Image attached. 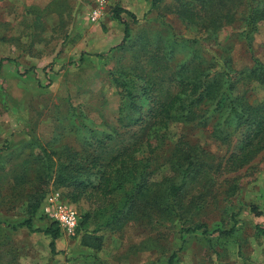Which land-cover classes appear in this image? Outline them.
Wrapping results in <instances>:
<instances>
[{
    "label": "rangeland",
    "instance_id": "374dc122",
    "mask_svg": "<svg viewBox=\"0 0 264 264\" xmlns=\"http://www.w3.org/2000/svg\"><path fill=\"white\" fill-rule=\"evenodd\" d=\"M172 5L173 0H0V59L10 58L0 71V264H168L175 252L174 264H264V233L259 230L264 229V151L237 172L214 173L188 186L186 201L196 194L200 209L185 226L207 223L210 231L235 227L228 237L211 234L210 241L201 230L182 236L183 224L145 218L100 225L106 217L100 220L99 203L70 202L71 189L52 182L44 186L34 228L46 229L54 222L45 204L59 191L80 214L76 234L61 229L53 252L51 236L43 230L12 228L29 214L33 188L17 187L16 178L24 173L23 165L31 166L33 158L42 155L35 141L58 156L65 146L80 149L86 139L121 127L123 98L112 75L120 67L137 66L134 51L143 55L148 48L143 36L159 38L164 45L197 40L177 46V62L196 56L219 67L229 54L242 69L254 65V56L264 61V22H259L250 48L240 35V22L221 26L218 39L209 40L206 33L188 28ZM116 8L137 16L134 23L122 13L132 27L129 47H119L124 24L114 18ZM239 90L247 91L252 102L264 97V88L253 83H241ZM168 132L171 142L183 133L205 147L215 163L229 155L231 147L210 127L172 121ZM240 136L234 137L235 143ZM252 205L262 215L255 214Z\"/></svg>",
    "mask_w": 264,
    "mask_h": 264
},
{
    "label": "trees",
    "instance_id": "16d2710c",
    "mask_svg": "<svg viewBox=\"0 0 264 264\" xmlns=\"http://www.w3.org/2000/svg\"><path fill=\"white\" fill-rule=\"evenodd\" d=\"M172 9L188 28L206 33V39L214 41L221 26L240 22V35L250 48L259 22H264V0H173ZM123 12L134 23L138 21L129 9L114 10V18L124 24L121 48L133 45L130 20ZM142 40L148 48L143 55L141 50L134 51L137 66L120 67L112 75L123 98L118 116L121 127L109 129L101 138L86 139L80 149L65 146L58 156L35 141L42 155L33 158L31 166L23 165L24 173L16 178L17 187L33 189L28 216L12 228L43 230L51 236L53 252L60 237L59 224L54 221L46 229L34 228L44 186L50 182L57 188L69 187L70 202L91 199L99 203V218L106 217L100 225L145 218L161 224H183L181 230L186 232L182 236L199 230L206 237H228L235 232V227L210 231L207 223L185 226L200 209L196 194L186 201L188 186L214 173L237 172L264 151V97L252 102L247 91L239 90L241 83L264 88V61L254 56V65L242 69L235 67L229 54L219 67L196 56L177 62V46L195 39L184 38L173 45L146 35ZM5 60L10 58L0 59V71ZM172 121L210 127L216 138L231 147L228 157L215 163L205 147L191 142L183 133L171 142L168 129ZM238 133L241 136L235 143ZM251 209L257 215L263 213L256 205ZM110 211L113 215L108 216ZM259 230L264 233V229ZM176 255L169 257L168 264L175 263Z\"/></svg>",
    "mask_w": 264,
    "mask_h": 264
},
{
    "label": "built area",
    "instance_id": "2783aa9c",
    "mask_svg": "<svg viewBox=\"0 0 264 264\" xmlns=\"http://www.w3.org/2000/svg\"><path fill=\"white\" fill-rule=\"evenodd\" d=\"M45 213L59 224L64 233L69 236L76 234L80 214L72 203L62 199L59 191L48 197L45 204Z\"/></svg>",
    "mask_w": 264,
    "mask_h": 264
}]
</instances>
